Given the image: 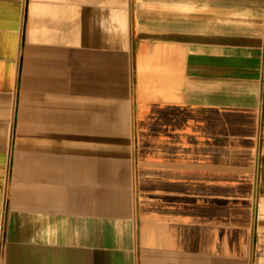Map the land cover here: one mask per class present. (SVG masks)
I'll return each instance as SVG.
<instances>
[{"label":"crops","instance_id":"1","mask_svg":"<svg viewBox=\"0 0 264 264\" xmlns=\"http://www.w3.org/2000/svg\"><path fill=\"white\" fill-rule=\"evenodd\" d=\"M0 264H264V0H0Z\"/></svg>","mask_w":264,"mask_h":264}]
</instances>
